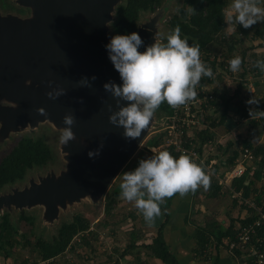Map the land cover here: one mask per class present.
Here are the masks:
<instances>
[{"label": "rangeland", "instance_id": "1", "mask_svg": "<svg viewBox=\"0 0 264 264\" xmlns=\"http://www.w3.org/2000/svg\"><path fill=\"white\" fill-rule=\"evenodd\" d=\"M124 1L118 0L115 9ZM232 2L233 0H227L226 8ZM164 3L165 5L155 12H141L140 14L138 29L142 28L143 31H151L152 33L153 40L147 44L146 48L155 43V36L157 41L161 43L170 34L168 22L185 5V0H166ZM258 6L260 5L258 4ZM0 16H15L24 20L32 18L33 12L31 8L22 5L20 0H0ZM114 21L115 10L112 13V20L107 23L106 45L110 42L112 36L121 35L112 27ZM255 25L256 27L260 26L261 22ZM228 26L227 24L224 30L225 36H222L221 40L213 43V46H210V50L206 54L210 55V60L214 57L219 58V62L224 61L225 57L228 59V55L232 58L239 56L242 61L241 66L238 71L229 74L230 77L224 76L223 82L214 84V89L219 93L217 108L215 111L207 113L204 125L191 131L190 138L200 147L203 155L207 154L209 156L218 152L219 148L223 149L220 154L221 159L227 164H231L230 159L233 157L235 151L239 152L240 156L237 160L242 161L243 155L241 152L244 150V147L241 140L251 138L254 141V138L258 137L254 143L256 145H264V130L260 126H253L252 124L253 120L258 121L260 118L257 115H253V117L250 115V110L259 111V108H257L258 104H264V76H255L257 70H253L256 67V61L264 60V43L261 36H258V39L253 41L255 31L253 26L247 29L243 28L244 33L241 32V25L239 24H233L231 27ZM232 43L234 49L229 51ZM261 74L263 75L264 72ZM223 93L226 94L224 97L222 96ZM253 97L259 100L258 104L247 103ZM0 104L16 107L15 103H11L2 97H0ZM227 106H229V109H227ZM245 111H248L246 117L242 115ZM223 115L225 117L222 121ZM165 117V113H154L143 144L130 158L119 175L122 172L128 171L138 158L145 155L151 157V154L153 155V148H156L157 153L168 149L164 143L159 146V149L158 147L147 146L148 139L164 136ZM2 127V121L0 120V161L10 152L17 141L25 136L43 140L53 151L55 159L45 167L29 171L24 180L0 188V197H7L13 195L15 192L30 189L33 184H40L42 180L48 177L59 179L68 172L70 162L67 157L69 153L66 151V145L59 142L60 131L63 127L51 120L40 121L34 126H30L29 124L26 127L18 126L16 129L8 128L6 131ZM205 131H208V134L209 132L213 134L212 139L206 142V139H204V137L206 138V135H204ZM82 139L80 137L78 140ZM82 142L85 143L84 141ZM228 142L232 143V146L226 151L224 148L227 147L226 144ZM205 144L207 145L204 146ZM174 157L176 158V156ZM259 161V157L255 161L247 160L245 163L246 171L249 169L250 172H254L255 169L260 168L257 163ZM227 168L228 166L224 167L222 171ZM119 175L113 181L108 191L122 180ZM215 182V180L210 179V186L215 184ZM210 186L207 189L202 185L199 186L195 191L194 198L192 199V196L188 198L190 203L194 202L193 211L195 212L192 215L189 213L194 223L200 222L203 224L204 222H210L209 220L219 219L223 220L225 224H229L234 219L238 222L253 214L248 207L242 206L240 201L235 202L238 199L232 198L227 189L224 188H222V191L227 193L223 198H220L224 209L221 210V205L217 208L218 202L207 200V193L208 191L211 192ZM262 186H264V177L252 189L245 192V196L250 200L254 199L260 194ZM108 191L98 197L88 193L79 200L73 202L67 201L65 206L59 205L56 216L50 218L46 217V206L40 203L24 209H20L15 205L1 207L0 222L4 214H9L10 221L18 227L20 233L28 236L31 246L16 248L12 258L8 260L3 255H0V264H20L24 258L31 257L32 262L38 260L37 255L33 253V246L37 239H51L57 234L62 223L71 221L77 215H81L91 222L90 230L93 235L90 233L85 234L89 245L87 247H80L79 243L83 242L84 235H79L75 237L73 247L68 249L63 255L48 262H37L38 264H116L117 261L120 264H139L140 262L160 264L159 261L146 253L142 244L152 242L157 233V221L163 219V213L161 212L159 216L155 217L154 222L149 225L145 222L141 210L136 208L135 202H129L120 196L118 203L113 207L114 209L110 214H107L104 208ZM185 201L186 199L182 200L183 203ZM262 202L264 204V200ZM201 209L206 210L207 213L203 214ZM217 210H221L219 214H217ZM22 214L31 218L32 222L21 220ZM201 214H206V217H202ZM178 229L179 227L176 225L175 231ZM132 237L137 238L136 245L138 247L133 253L127 254L122 258L121 255L131 244ZM179 238L178 235H173L170 242L175 244L178 252L181 254L180 256L186 262L187 259L185 258H189V262L190 252L187 254V249L185 248L187 243L184 244ZM192 252H194V248L191 251V256H193ZM210 262L212 261H208V264Z\"/></svg>", "mask_w": 264, "mask_h": 264}, {"label": "water", "instance_id": "2", "mask_svg": "<svg viewBox=\"0 0 264 264\" xmlns=\"http://www.w3.org/2000/svg\"><path fill=\"white\" fill-rule=\"evenodd\" d=\"M20 3L32 9V18L0 16V97L16 104H0L2 129L34 126L45 120L65 127L63 117L71 112L76 117L72 130L77 140L65 146L70 162L67 173L0 197V208L15 205L24 209L40 203L46 206V217L50 218L67 201L79 200L88 193L95 197L104 195L143 144L150 124L141 137L127 140L122 136L124 129L109 122L112 113L108 105L113 111L118 108L116 99L103 86L122 81L109 59L105 35L118 0ZM139 29L137 33L144 41L139 51L144 52L153 40L152 33ZM93 76L95 80L91 79ZM85 77L90 85L80 83ZM57 87L65 89V95L52 100L47 92ZM121 103L127 106L126 101ZM39 108L48 115H40ZM80 137L85 140H78ZM98 149L99 155L89 157L90 151Z\"/></svg>", "mask_w": 264, "mask_h": 264}, {"label": "trees", "instance_id": "3", "mask_svg": "<svg viewBox=\"0 0 264 264\" xmlns=\"http://www.w3.org/2000/svg\"><path fill=\"white\" fill-rule=\"evenodd\" d=\"M165 1L166 0H125L115 9V21L112 27L121 35H130L133 32L137 33L141 12H155L165 5ZM226 7L227 0H185V5L182 6L178 14L174 15L168 22L170 33L179 25L182 39H187L189 45H200V57L203 58L205 63L207 62L206 66H210L213 72L217 67L223 70V73L213 80L215 84L217 82H223L224 76L227 77V75L232 73L228 64V61L232 59V57L228 55V59L225 57L224 61L219 62V58L214 57L211 61L209 58L210 55L206 54L209 52L210 46H213V43L217 42V40H221L222 36H225L224 30L226 29L227 23L223 19V14ZM243 28L244 27L241 25V32L244 33ZM255 34L261 36L264 40V26L256 30ZM166 43L167 39L164 38L161 44ZM231 45L232 47L229 48V51L234 49L233 43ZM253 70H257L255 76L262 75L259 68L255 67ZM208 78L209 77L206 79ZM201 81H205V79L202 78ZM215 95V101L211 102V104H214V109L216 110L219 98V93H217L216 89ZM225 95L224 93L222 94L223 97ZM257 108H259V111H264V104H258ZM173 109L174 108L165 101L155 112L165 113L167 116L173 113ZM227 109H229V106H227ZM247 113L248 111H245L242 115L246 117ZM224 117L225 115H223L222 121ZM257 117H259L260 120H253V126H260L264 130V116L257 115ZM204 135H206V138L204 137V139H206L205 142L213 137V134H210V132L208 134V131H205ZM164 137L165 133L163 137L148 139L147 146L159 147L165 142ZM241 143L244 150L249 149L252 152L255 156V160L258 157L260 158V161L257 162L260 168L257 170L255 169L254 172H250V170L247 169L242 177L235 179L233 182V187L237 191H242L244 197L247 198L245 192L252 189V187L264 177V145H256L253 140H248V138L241 140ZM231 146L232 143H228V146L225 147L226 151H228ZM244 150H242V152ZM167 151L173 157L176 156L177 158L180 156L173 148H168ZM147 158H149L148 155L138 158L128 171L134 170L138 166L140 159ZM238 158L239 152L235 151L233 157L230 159L231 164L228 163V165H234ZM54 159L55 156L53 151L43 140L29 136L19 139L10 152L0 161V188L24 180L29 171L35 168L45 167L53 162ZM121 182L122 180L110 189L106 195L104 210L107 214L111 213L114 209L113 207L119 201L121 191L119 186ZM210 187V198L222 190V187L216 182ZM261 189L260 194L254 199H251L255 202L257 207V209H249L253 214L238 222L234 219L229 224L214 220L212 222H206L204 226H196L198 222L194 223L191 219L193 208H187L188 205L193 206V204L188 201V198L192 196L193 199L195 192L190 191L183 196L177 193L171 198H165L164 202L160 204L163 219L157 221V233L151 243L142 244V247L145 249L146 253L159 261L160 264H194V262L197 264H206L208 261H212L209 264H218L220 252H224L230 258L238 260L240 264H254L256 256L250 255L240 248H236L231 252L230 245L238 241L237 234L239 232V226L241 227L253 223L255 220L259 219V211L264 212V204L262 202L264 200V186H262ZM145 199H147V196H145ZM184 199H186L185 203L182 202ZM237 201L239 200L235 202ZM241 203L242 206H245L243 202ZM20 219L32 222L31 218L26 217L24 214L21 215ZM176 225L179 227L177 231H175ZM90 227L91 222L89 219L81 215L75 216L71 221L62 223L57 234L51 239H37L33 246V253L37 255L38 260L32 262V257L24 258L20 264H36L37 262L44 263L54 260L63 255L68 249L72 248L75 237L79 235H84L83 242L79 243L80 247H87L89 241L85 234L90 233L93 235ZM173 235H178V237H180L179 239L184 242V244L187 243L185 248L187 249V254L190 252L189 262V258H185L187 259L186 262L184 258L180 256L181 254L178 252L175 244L170 242ZM255 238H259L264 242V224L257 229ZM255 238L252 239L254 243ZM136 241H138L137 238L132 237L131 244L121 255L122 258L127 254L130 255L137 249L138 246L136 245ZM21 246H31L28 236L20 233L18 227L10 221L9 214H4L0 222V255H3V257L8 260L12 258L15 249ZM193 248L194 252H192L193 256H191ZM116 264L120 263L117 261ZM139 264L147 263L140 262Z\"/></svg>", "mask_w": 264, "mask_h": 264}, {"label": "clouds", "instance_id": "4", "mask_svg": "<svg viewBox=\"0 0 264 264\" xmlns=\"http://www.w3.org/2000/svg\"><path fill=\"white\" fill-rule=\"evenodd\" d=\"M258 4L259 0H233L224 10L223 19L228 27L239 24L245 29L250 28L258 22H264V8ZM166 39L167 43L161 44L155 36V43L140 52L139 48L144 41L138 33L133 32L130 35L112 36L105 46L122 81V84L108 82L103 86L116 99L118 108L113 111L112 105H108L112 113L109 122L122 127V136L127 140L141 137L163 102L166 101L173 108L185 104L195 98V89L202 76H214L212 68L200 59V45H189L187 39H182L179 25ZM241 63L239 56L228 61L232 72L238 71ZM255 66L264 72V60L256 61ZM91 79L95 80L96 77ZM80 83L90 85L87 77ZM51 85L52 82H49V87ZM62 95H65V89L60 87L47 92L52 100ZM122 101H126L127 106ZM80 102L83 103L82 100ZM247 103L258 104L259 100L253 97ZM37 112L48 115L44 108L37 109ZM250 115L264 116V111L250 110ZM62 122L66 126L61 128L59 142L67 145L76 139L72 130L76 117L69 112ZM257 139L254 138V141ZM88 155L94 158L99 155V149L90 151ZM119 176L122 178L119 186L121 198L135 202L136 208L141 210L149 225L161 214L160 204L165 198H171L177 193L183 196L190 191L195 192L201 185L205 189L210 186L209 176L190 156L181 154L179 158H174L167 150L140 159L134 170L122 172Z\"/></svg>", "mask_w": 264, "mask_h": 264}, {"label": "built area", "instance_id": "5", "mask_svg": "<svg viewBox=\"0 0 264 264\" xmlns=\"http://www.w3.org/2000/svg\"><path fill=\"white\" fill-rule=\"evenodd\" d=\"M202 63L205 65L203 58L200 57ZM213 60V59H212ZM211 60V61H212ZM214 76L208 78L202 76L205 81H200L196 86V96L193 99L188 100L185 104L180 105L173 109V113L167 115L164 119V145L167 148H173L178 154H186L191 159L202 167L205 174L210 179L216 181V183L224 189H227L232 198L238 199L243 202L249 209H257L254 201L244 197L242 191H237L233 187L235 179L240 178L245 173V163L247 160H255V156L249 149H245L242 152V161L237 160L234 165H228L225 161L221 160V156L218 152L209 156L203 155L200 151V147L190 138V132L202 127L205 122L207 113L215 110V89L213 80L218 75L223 73L220 67H217L213 72ZM229 77V75H227ZM261 76H264L261 75ZM205 144L204 146H206ZM159 149V147H158ZM153 153H157L156 148L152 149ZM224 169V167H227ZM223 167V168H222ZM228 187V188H226ZM259 211V210H258ZM259 219L253 223L239 226V232L237 234L238 241L233 242L230 245V251L240 248L243 251L248 252L250 255L256 256L254 264H264V242L259 238H255L256 231L264 224V212L259 211ZM255 238V243L252 239Z\"/></svg>", "mask_w": 264, "mask_h": 264}, {"label": "crops", "instance_id": "6", "mask_svg": "<svg viewBox=\"0 0 264 264\" xmlns=\"http://www.w3.org/2000/svg\"><path fill=\"white\" fill-rule=\"evenodd\" d=\"M259 5H260V7H263L264 8V0H259ZM264 26V22H261V25L260 26H257L256 27V25H253V29L255 30L254 31V36H253V41H255V40H257L258 39V35H256L255 34V32H256V30H258V29H261L262 27ZM263 41V43H264V40H262ZM260 45V44H259ZM256 51V50H255ZM248 140H252L251 138H248ZM228 143H230V142H228ZM228 143L226 144V146H228ZM225 150H226V148H224ZM221 150H223V149H220L219 148V150H218V153L219 154H221L222 153V151ZM242 153V152H241ZM240 157V156H239ZM209 194H211L209 191H208V193H207V200H209V201H215L216 203L218 202V204L216 205L217 206V208H218V206H222V201L220 200V198H223L224 196H225V191H220L218 194H216L215 196H213V197H209ZM192 204H194V202H192ZM187 208H190V209H192L193 208V206L192 205H188L187 206ZM222 209H224V207L222 206V208H221V210ZM193 210V209H192ZM202 210V213L204 214L205 212H206V210H203V209H201ZM221 210H217L218 212H217V214H219V212L221 211ZM194 212L195 211H193V214H194ZM207 213V212H206ZM203 214H201V216L202 217H206V214L205 215H203ZM208 216V215H207ZM191 219H192V216H191ZM208 219H210V218H208ZM211 219H213V218H211ZM192 221H193V219H192ZM210 222H212V221H214V220H209ZM215 221H221V220H219V219H215ZM203 222V221H202ZM222 222H224L223 220H222ZM206 224V222H204L203 224H201L200 222H198L197 223V225L196 226H204ZM193 229V228H192ZM194 264H197V263H195L194 262ZM200 264V263H199ZM206 264H208V263H206ZM218 264H240L239 262H238V260H235V259H233V258H230L226 253H224V252H220L219 253V262H218Z\"/></svg>", "mask_w": 264, "mask_h": 264}]
</instances>
